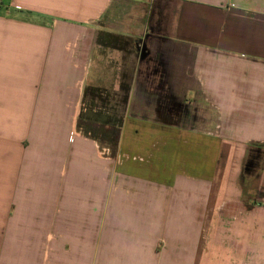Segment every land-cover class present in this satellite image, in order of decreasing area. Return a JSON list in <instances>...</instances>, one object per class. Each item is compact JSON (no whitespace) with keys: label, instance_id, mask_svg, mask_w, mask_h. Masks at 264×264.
<instances>
[{"label":"crops","instance_id":"crops-1","mask_svg":"<svg viewBox=\"0 0 264 264\" xmlns=\"http://www.w3.org/2000/svg\"><path fill=\"white\" fill-rule=\"evenodd\" d=\"M3 2L0 264H264V0Z\"/></svg>","mask_w":264,"mask_h":264},{"label":"trees","instance_id":"trees-1","mask_svg":"<svg viewBox=\"0 0 264 264\" xmlns=\"http://www.w3.org/2000/svg\"><path fill=\"white\" fill-rule=\"evenodd\" d=\"M98 43L105 48L126 51L129 49L132 39L121 35L102 33L99 36ZM129 88V84L124 81L119 94H110L107 90L92 87H87L85 90V106L88 98L93 101L99 100L102 104L106 103V107L110 101L115 104L110 110L111 113L105 111V116L101 112H93V108L90 107L87 110V115H84L86 110L84 107L79 119V129L94 138L102 147L109 149L113 157L117 155L125 108L129 99Z\"/></svg>","mask_w":264,"mask_h":264},{"label":"rangeland","instance_id":"rangeland-1","mask_svg":"<svg viewBox=\"0 0 264 264\" xmlns=\"http://www.w3.org/2000/svg\"><path fill=\"white\" fill-rule=\"evenodd\" d=\"M94 89H96V88H94ZM110 94H113V93H111V92H109ZM97 106V107H99L100 106V110H98V112H101V113H103L104 114V116H105V111H107V112H110V110H111V108L112 107H114L115 106V104H114V102H108L107 103V107L105 106L106 105V103L105 104H102L100 101H98V103H94V101H88L87 102V105L85 106V114L84 115H87V110L89 109V107L90 108H94V106ZM111 113V112H110ZM108 115V114H107ZM111 115V114H110Z\"/></svg>","mask_w":264,"mask_h":264},{"label":"built area","instance_id":"built-area-1","mask_svg":"<svg viewBox=\"0 0 264 264\" xmlns=\"http://www.w3.org/2000/svg\"><path fill=\"white\" fill-rule=\"evenodd\" d=\"M3 6H4V2H3V0H0V12H1Z\"/></svg>","mask_w":264,"mask_h":264}]
</instances>
